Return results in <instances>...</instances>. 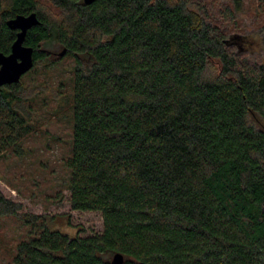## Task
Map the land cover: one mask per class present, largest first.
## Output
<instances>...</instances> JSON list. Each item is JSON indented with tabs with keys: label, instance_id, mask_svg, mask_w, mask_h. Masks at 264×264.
Returning a JSON list of instances; mask_svg holds the SVG:
<instances>
[{
	"label": "trees",
	"instance_id": "trees-1",
	"mask_svg": "<svg viewBox=\"0 0 264 264\" xmlns=\"http://www.w3.org/2000/svg\"><path fill=\"white\" fill-rule=\"evenodd\" d=\"M193 2L0 0V52L18 32L7 21L35 13L30 72L52 43L74 59L69 202L103 217L102 232L73 237L0 191V218L31 229L13 264H264V60L248 57L259 36L230 34ZM23 77L0 87V157L33 133Z\"/></svg>",
	"mask_w": 264,
	"mask_h": 264
},
{
	"label": "rangeland",
	"instance_id": "rangeland-1",
	"mask_svg": "<svg viewBox=\"0 0 264 264\" xmlns=\"http://www.w3.org/2000/svg\"><path fill=\"white\" fill-rule=\"evenodd\" d=\"M259 1L194 0L192 6L209 13L210 20L230 34H258V39L250 38L255 44L248 57L255 60L254 53H258L262 61L264 46L258 28L264 22V10L259 9ZM229 8L233 17L228 16ZM47 50L49 56L23 77L24 102L19 108L33 133L22 142L20 153L0 157V191L21 204L22 213L54 216L55 229L86 237L103 231V217L98 212L74 211L69 202L65 159L72 137L70 95L75 62L71 56H60L59 44L52 43ZM30 230L17 216L0 218V264H13L17 244Z\"/></svg>",
	"mask_w": 264,
	"mask_h": 264
},
{
	"label": "water",
	"instance_id": "water-1",
	"mask_svg": "<svg viewBox=\"0 0 264 264\" xmlns=\"http://www.w3.org/2000/svg\"><path fill=\"white\" fill-rule=\"evenodd\" d=\"M96 0H85L86 4H92ZM40 20L35 13L30 15H18L7 21V26L18 31L16 40L12 44L11 53L6 55L0 52V87L18 83L21 78L34 67V49L25 45L28 31L40 25ZM1 28V21H0ZM65 51L60 56H64ZM111 264H125L124 255L114 254Z\"/></svg>",
	"mask_w": 264,
	"mask_h": 264
}]
</instances>
